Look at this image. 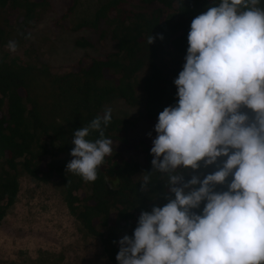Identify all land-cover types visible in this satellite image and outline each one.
I'll return each instance as SVG.
<instances>
[{
  "label": "trees",
  "instance_id": "trees-1",
  "mask_svg": "<svg viewBox=\"0 0 264 264\" xmlns=\"http://www.w3.org/2000/svg\"><path fill=\"white\" fill-rule=\"evenodd\" d=\"M77 1L67 0L50 23L66 35H79L75 47L97 49L99 55L85 53L61 74L52 73L48 63L33 66L8 56L0 59V223L16 202L19 174L24 172L57 184L70 215L101 240L107 259L119 264V241L134 236L142 212L168 202L163 195L168 177L153 172V146L131 139L133 121L112 114L105 136L113 140L114 151L99 167L97 180L86 182L67 172L74 159L73 134L102 116L109 100L135 105L137 87L150 101L155 85L173 84L186 63L192 20L219 0H107L93 19L69 24ZM50 7V0H0V21L12 28L15 20L22 31ZM5 34L0 27L1 40ZM151 34L156 39L149 45ZM106 43L111 47L101 50ZM170 53L178 59L167 61ZM159 114L149 109L146 113L156 122ZM89 138H98V133ZM151 172L148 191H140Z\"/></svg>",
  "mask_w": 264,
  "mask_h": 264
},
{
  "label": "clouds",
  "instance_id": "clouds-1",
  "mask_svg": "<svg viewBox=\"0 0 264 264\" xmlns=\"http://www.w3.org/2000/svg\"><path fill=\"white\" fill-rule=\"evenodd\" d=\"M155 39L151 34L148 44ZM188 42L186 63L174 80L178 103L159 114L151 148L153 172L168 177L163 194L168 202L142 212L134 236L119 241L116 259L119 264H264L261 0H219L192 20ZM17 47L8 42L9 50ZM111 122L112 109L106 108L74 132L67 172L97 180L99 167L114 151L105 136ZM222 157L227 159L221 162ZM201 163L218 170L186 179ZM153 172L144 176L140 191H148ZM202 203V212L196 211Z\"/></svg>",
  "mask_w": 264,
  "mask_h": 264
},
{
  "label": "rangeland",
  "instance_id": "rangeland-1",
  "mask_svg": "<svg viewBox=\"0 0 264 264\" xmlns=\"http://www.w3.org/2000/svg\"><path fill=\"white\" fill-rule=\"evenodd\" d=\"M107 0H78L74 13L66 20L69 24L93 19L97 8ZM67 0H50L49 13L43 12L40 19L30 23L22 31L14 20L12 28L0 21L6 30L0 39V59L15 58L40 66L48 63L51 72L61 74L69 70L85 53L99 55L97 49H79L74 39L79 35H66L51 25V20L62 13ZM134 9H140L136 2H130ZM264 6V0H261ZM30 34V36H29ZM83 34V33H82ZM16 41L15 52L9 50L8 42ZM110 44L101 50H108ZM178 59L175 53L166 56L167 61ZM178 88L175 83L157 84L152 89V98L140 87L136 88L138 102L128 105L123 99L114 98L105 103L112 114L133 121L135 128L131 139L143 140L153 146L156 138V121L150 120L147 109L161 113L166 107L178 103ZM251 114V110L245 109ZM151 133V136L148 134ZM219 158V161L226 160ZM216 165L199 170H189V178L199 172L214 173ZM232 177L228 178L231 182ZM226 186H217V191ZM0 264H112L106 257L101 240L85 232L70 215L59 186L53 182H42L24 172L19 174V191L16 202L0 223Z\"/></svg>",
  "mask_w": 264,
  "mask_h": 264
}]
</instances>
